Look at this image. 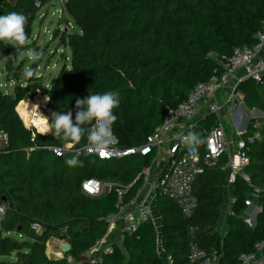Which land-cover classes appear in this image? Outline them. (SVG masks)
Segmentation results:
<instances>
[{
  "label": "trees",
  "instance_id": "1",
  "mask_svg": "<svg viewBox=\"0 0 264 264\" xmlns=\"http://www.w3.org/2000/svg\"><path fill=\"white\" fill-rule=\"evenodd\" d=\"M47 1L0 0V15L24 14L30 39L36 4L40 7ZM62 7L79 29L67 37L70 65L63 66L46 88L28 81L26 87L16 86L13 96L0 90V131L7 136V145L0 147V206H4L0 257L13 261L0 260V264H67L66 256L79 258L104 236L102 219L115 212L116 204L113 191L89 197L81 192V182L94 178L121 186L133 184L123 199L128 201L140 186L137 176L152 159L101 161L82 154V166L69 167L65 156L56 157L47 147L70 143L50 133H35L31 141V130L15 111L20 101L38 90L48 98L49 119L53 112L71 111L74 120L77 98H85L89 92L117 91L120 105L112 126L115 145L119 149L141 146L167 110L175 109L198 82L210 77L217 67L210 54L228 57L235 48L250 47L264 18V0H67ZM2 51L5 58L11 56L4 61V71L9 72L20 54L5 42H0ZM21 69L19 63L16 70ZM238 88L247 109L262 111L263 126L261 139L248 144L250 163L245 171L252 187L235 182V201L224 237L220 239L214 232L225 185L222 167L227 158L221 157L214 166H204L196 178L193 194L197 207L190 219L168 199L157 196L154 205L160 217V238L152 221H147L134 233L124 234L119 244H113V252L96 264H198L200 261L189 258L191 244L208 258L219 253V264H240L239 256L264 240V85L246 80ZM255 122L250 120L248 132ZM215 124L210 114L190 131L204 141ZM86 142L85 137L81 145ZM203 145L197 146L200 153ZM28 148L32 150L28 152ZM253 188L259 190L261 212L249 227L240 215ZM31 224H38L39 232ZM53 237L70 248L62 259L45 255V244Z\"/></svg>",
  "mask_w": 264,
  "mask_h": 264
},
{
  "label": "built area",
  "instance_id": "2",
  "mask_svg": "<svg viewBox=\"0 0 264 264\" xmlns=\"http://www.w3.org/2000/svg\"><path fill=\"white\" fill-rule=\"evenodd\" d=\"M55 1L60 5H65L67 0ZM38 5L39 3L36 4L37 7ZM254 38L253 45L235 48L228 57L216 53L210 54L217 65L210 77L204 82H198L187 98L175 109H168L161 124L146 137L141 146L119 149L115 145V141H111L110 150L103 156L93 153L84 154L94 156L101 161L146 156H151L153 160H156L165 152L167 162L158 175L154 176V179L149 165L143 168L137 176L140 187L128 201L123 199L133 184L121 186L94 178L85 179L81 182V192L89 197H97L113 191L116 204L114 206L115 212L102 219L106 224L104 236L96 240L77 260H82L83 264L98 263L103 255L113 252V244H119L124 234L130 235L141 224L151 221L152 206L141 199L142 188H152L154 200L157 196L168 199L179 209L185 219H190L197 207V200L193 194V184L198 175L202 173L204 166H214L221 157L227 158V163L222 167L226 187L229 186L233 190L236 181L252 187L251 179L245 171L250 163L248 144L261 139L260 124L258 122L252 124L250 132H248L249 124L246 125L242 131L236 132L237 137L231 141V136L224 129L221 117L227 106H231L233 101L239 100L236 98L235 91L240 83L251 80L259 86L264 85V18L261 21V28L255 33ZM231 80L233 81L230 85ZM229 86L231 87L230 93L222 103L218 102L217 98L220 93ZM219 97L221 98V96ZM198 103H201L203 107L208 105L206 113H211L216 121V124L205 134L202 153L197 146L192 148L184 142V137L196 125H191V122L196 114L195 109ZM238 106L240 109V104ZM202 118L200 117V119ZM26 128L31 130V141H33L35 133L39 132L33 126ZM6 145L7 136L0 131V147ZM47 149L54 156L63 157L67 152L73 154L78 148H73L71 144H64L62 147L51 146ZM31 150L32 148L27 149L28 152ZM258 193L259 190L256 188L248 193L247 199L243 202L246 208L251 206V200L258 198ZM3 212L4 206H0V217ZM259 212H261V207H254V216L246 214L244 222L251 226V220ZM30 227L36 232L40 230L38 224H31ZM189 258L191 261L208 259L203 251L192 244ZM65 260L67 264H70L75 259L66 256ZM239 261L240 264H264V240L256 242L250 253L241 254Z\"/></svg>",
  "mask_w": 264,
  "mask_h": 264
},
{
  "label": "rangeland",
  "instance_id": "3",
  "mask_svg": "<svg viewBox=\"0 0 264 264\" xmlns=\"http://www.w3.org/2000/svg\"><path fill=\"white\" fill-rule=\"evenodd\" d=\"M62 6L63 5H60L55 0H50V1L48 0L40 7L38 5L36 19L32 25L30 39L26 47L35 48L36 50L43 52V56L39 61L32 62L31 60L27 59L26 54L23 55L20 54L17 57L16 62L12 63V70L8 72V71H4L5 52L4 51L0 52V90L1 91L13 96L14 88L16 86L20 87V84H22L21 86L26 87L28 86L27 83L28 81H31L30 84H32L33 86L34 84L40 83L43 87L46 88L52 83L56 74L63 66L68 67L70 65V49L68 46L67 37L69 34L79 32V29L78 27L75 26L70 16L67 14L66 11H64ZM19 63L22 64V69L21 72L18 73L16 67H18ZM29 66L35 69V74L31 78L25 79L23 76V71L26 67ZM226 89L227 92L230 93L231 87L229 86ZM235 95L237 99L239 100L243 99V93L241 90H239V88H237V90L235 91ZM45 98L46 97L43 96L41 92L37 90L35 95L27 100L33 102L35 105H39V109L41 113L44 116H47V112L45 111L47 99L45 101L46 104H44L45 108H42L44 106H41L42 105L41 103H43L42 100ZM217 100L218 102L221 103L223 102L222 97L221 98L218 97ZM241 103H242L241 105L242 112H244L246 117L251 118V120L258 118L260 127H262L263 125H261L260 122L262 121L263 116L260 117L255 116L254 109L256 108L247 109L244 106V103L243 102ZM198 106H201V103L197 104L196 109L198 108ZM207 106L208 105L205 106L206 110H207ZM233 113H234L233 111L227 109V113L223 114L221 117V121L224 126V129L229 135L234 134L231 124V121L233 122V116H234ZM17 115L19 116L21 122L26 128V125L22 120L21 116L18 113ZM71 155L72 153L67 152L65 158L69 159ZM221 199L222 202L219 207L217 223L219 218L220 219L223 218L225 220L228 219L229 215L232 214V206L235 201V196L233 190L229 186L223 189ZM257 199L258 198H254L253 200H251V206L243 210V212L240 215V217L243 220L245 218V215L251 213L254 210V207L257 206ZM151 221L154 224L157 235H159L160 217L155 205H153L152 207ZM214 232L218 234V238L222 239V237H224L226 233L225 222H221L220 225H217ZM10 236H13L15 238V234H11ZM58 243H61L60 246L62 244H65V242L58 240L57 238L54 237L50 238L46 242L45 255L48 259H55V258L62 259L64 257V255L61 254L60 252V246H58ZM219 256H220L219 253L218 256L216 255V253H212L210 258L200 259L199 260L200 262L198 264H219ZM0 260L8 261L11 263L13 262L11 257H0ZM83 263L84 262L82 260L75 259L70 264H83Z\"/></svg>",
  "mask_w": 264,
  "mask_h": 264
},
{
  "label": "clouds",
  "instance_id": "4",
  "mask_svg": "<svg viewBox=\"0 0 264 264\" xmlns=\"http://www.w3.org/2000/svg\"><path fill=\"white\" fill-rule=\"evenodd\" d=\"M27 23L28 18L22 13L13 11L0 15V42L10 44L16 53L26 54L27 59L37 62L42 58L43 52L35 48L26 47L29 42V36L26 33ZM34 74L35 69L30 66L23 71L25 79L33 77ZM46 99L48 98L46 97ZM119 105V93L117 91H106L103 93L89 92L87 97L77 98L75 101L76 112L74 120L71 111L66 113L53 112L51 119H49L39 112V105H33L32 108L37 115L49 122V130L42 134L50 133L54 137L70 143L72 146L81 145V141L86 137L87 142L76 149L70 158L65 161L69 167H77L82 166L80 154L93 153L103 156L110 150L113 139L112 126L118 119L117 115H115V110ZM184 142L187 146L194 148L204 141L198 133L189 131L184 137Z\"/></svg>",
  "mask_w": 264,
  "mask_h": 264
},
{
  "label": "crops",
  "instance_id": "5",
  "mask_svg": "<svg viewBox=\"0 0 264 264\" xmlns=\"http://www.w3.org/2000/svg\"><path fill=\"white\" fill-rule=\"evenodd\" d=\"M232 81L233 80H231V83H230V85L232 84ZM229 93L227 92V89H224L221 93H220V95L219 96H221L222 97V99L224 100V98H226L227 97V95H228ZM218 96V97H219ZM241 100H243V99H241ZM241 100H238L237 102H235V101H233V104H231V106H227L225 109H224V111H223V113L224 114H226L227 113V109L229 110H231V111H233L234 113V116H233V122L231 121V124H232V129H233V132H234V134H232V135H230L231 136V141H234L235 140V138L237 137V135H236V132H239V131H242L244 128H245V126L246 125H248V123L250 122V120H251V118H249V117H246V115L244 114V112H242V109L240 108L239 109V104H240V107H241V105H242V103L241 102H243V101H241ZM236 104H238V105H236ZM255 110H258V109H254V115L255 116H257V117H260V116H263V113H262V111H260V110H258V111H260V115H257V113L255 112ZM206 107H203V106H198V108L196 109V114H195V116H194V118L192 119V122H191V125H195L199 120H200V117H203L205 114H206ZM255 118V117H254ZM255 121L257 120H259L258 118H255L254 119ZM256 121V122H257ZM258 123H259V121H258ZM242 126H244V128L241 130V127ZM166 162H167V157H166V154H165V152H164V154H162L158 159H156V160H151V162H150V164H149V167H150V169H151V173H152V175L153 176H155V175H158V173L163 169V167L165 166V164H166ZM140 187V186H139ZM138 187V188H139ZM225 188H227L225 185L223 186V189H225ZM153 190H152V188H142L141 189V199L142 200H144V202H146V203H148V204H150L152 207H153V205H154V199H153ZM146 200V201H145ZM254 212V210L251 212V213H249V214H254L253 213ZM251 215V216H252ZM254 216V215H253ZM255 217H256V215H255ZM255 217L253 218V220H251L252 221V225L251 226H249V227H253L254 226V223H255ZM228 219H218V223H217V225H220V223L221 222H225V226L227 225L226 224V221H227ZM60 244L61 243H58V246H60Z\"/></svg>",
  "mask_w": 264,
  "mask_h": 264
},
{
  "label": "bare ground",
  "instance_id": "6",
  "mask_svg": "<svg viewBox=\"0 0 264 264\" xmlns=\"http://www.w3.org/2000/svg\"><path fill=\"white\" fill-rule=\"evenodd\" d=\"M45 101L46 98L42 100L43 103H41L42 104L41 106H44V104H46ZM33 105L35 104L28 100L20 101L15 107V110L21 116L26 127L33 126L41 134L47 132L48 131L47 121H45L42 117L36 114L35 110L32 108ZM39 112L41 113L40 109Z\"/></svg>",
  "mask_w": 264,
  "mask_h": 264
},
{
  "label": "water",
  "instance_id": "7",
  "mask_svg": "<svg viewBox=\"0 0 264 264\" xmlns=\"http://www.w3.org/2000/svg\"><path fill=\"white\" fill-rule=\"evenodd\" d=\"M255 112L257 113V115H260V111H258V110H255ZM211 113H206L204 116H207V115H210ZM203 116V117H204ZM201 120V119H200ZM199 120V121H200ZM244 128V126H242L241 127V130ZM112 141H115L114 139H112ZM160 238V229H159V235H158V239ZM69 246L65 243V244H62L61 246H60V252H61V254H63V255H65L66 253H68L69 252ZM55 259H57V258H55Z\"/></svg>",
  "mask_w": 264,
  "mask_h": 264
}]
</instances>
